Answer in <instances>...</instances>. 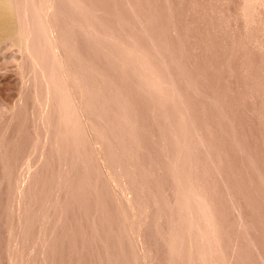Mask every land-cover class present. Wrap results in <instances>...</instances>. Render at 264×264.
Here are the masks:
<instances>
[{
  "label": "rangeland",
  "instance_id": "rangeland-1",
  "mask_svg": "<svg viewBox=\"0 0 264 264\" xmlns=\"http://www.w3.org/2000/svg\"><path fill=\"white\" fill-rule=\"evenodd\" d=\"M6 2L0 264H264V0Z\"/></svg>",
  "mask_w": 264,
  "mask_h": 264
},
{
  "label": "bare ground",
  "instance_id": "bare-ground-1",
  "mask_svg": "<svg viewBox=\"0 0 264 264\" xmlns=\"http://www.w3.org/2000/svg\"><path fill=\"white\" fill-rule=\"evenodd\" d=\"M7 1H8V0H7ZM8 5H9V4H8ZM11 8H12V7H11ZM0 9L2 10L3 14L5 15V20L3 19L4 21H2L4 24H3V23H0V28H2V30H6V32H7V31L10 32L11 29H15V28H12V27L15 26V25H14V24H15V21H16L15 19H17V18H15V15H16V14H14V13H13L14 10L11 9V10H12L11 13L14 15L13 18H15V19H13V18L11 19V21H12V20H15L14 23L11 24L12 22L10 23V20H9V12H8L9 10H8V7H7V2H6V0H0ZM2 12H1V13H2ZM14 12H15V11H14ZM10 18H11V16H10ZM1 19H2V18H1ZM1 19H0V20H1ZM13 25H14V26H13ZM16 25H18V22L16 23ZM16 28H17V27H16ZM2 30H0V31H2ZM17 30H18V29H17ZM14 31H15V30H14ZM18 31H19V30H18ZM3 35H4V34H3Z\"/></svg>",
  "mask_w": 264,
  "mask_h": 264
}]
</instances>
